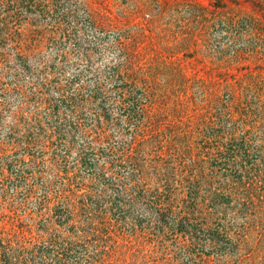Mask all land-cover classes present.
<instances>
[{
    "label": "trees",
    "instance_id": "obj_1",
    "mask_svg": "<svg viewBox=\"0 0 264 264\" xmlns=\"http://www.w3.org/2000/svg\"><path fill=\"white\" fill-rule=\"evenodd\" d=\"M96 7L104 0H0V113L9 116L0 149L12 152L9 165L0 163V193L33 197L27 216L42 227L33 235L18 228L15 210L4 214L0 264H87L89 236L110 239L127 227L165 228L180 239L174 249L151 246L166 264L175 252L184 264L253 261L264 230L248 248L247 234L218 227L264 225V127L256 133L253 123L232 122L231 85L194 84V53L177 62L185 78L178 109L154 122L147 112L167 91L139 84L129 67L109 77L97 67ZM20 23L34 28L38 47L55 51L49 66L22 55ZM70 58L78 63L67 68ZM210 108L221 117L198 125Z\"/></svg>",
    "mask_w": 264,
    "mask_h": 264
},
{
    "label": "rangeland",
    "instance_id": "obj_2",
    "mask_svg": "<svg viewBox=\"0 0 264 264\" xmlns=\"http://www.w3.org/2000/svg\"><path fill=\"white\" fill-rule=\"evenodd\" d=\"M221 1L223 7L216 8L213 6L218 5L216 0H167L166 5L163 0H104L106 7L94 8L100 27L95 48L97 67L106 77L115 70L129 67L139 84L151 85L160 93L167 91V95L155 97L147 112L154 122L161 123L166 122L171 109H178L177 99L182 98L176 90L184 85L185 78L178 73L177 62H181L179 59L183 54L194 53L195 58L190 60L192 65L187 70L188 75L200 71L194 84L199 87L231 85L233 88L228 96L232 122H239V126L242 125L240 122L253 123L254 131L261 132L264 127V107L261 104L264 93V0ZM21 18L23 21L29 18L32 24L37 22L32 16L22 15ZM18 27L19 36L15 41L23 43L20 46L22 55L31 59L32 65L49 66L48 61L54 58L55 51L49 45H36L31 26L20 23ZM0 45V54L5 53L2 39ZM76 63L70 58L67 68ZM1 66L0 63V69ZM216 104L213 102L211 106ZM211 108L200 113L198 125L210 115L219 116ZM0 118V122L8 125V112L2 111ZM242 128L244 131L251 129L248 126ZM4 149H0V163L9 165L12 152L7 146ZM17 168L14 164L10 170ZM19 192L20 189L14 191L11 188L7 196L0 193V218L15 210L20 218L18 228L35 235L42 227L27 216L35 211V199L31 196L22 198ZM218 228L247 234L250 248L256 240V232L263 231L264 225ZM99 234H95L96 238L88 237V242H93L94 246L90 244L84 248L87 264H138L146 260L149 262L142 264H151V261L166 264V254L162 251L155 253L156 250L153 253L151 246L163 244L174 249L181 244L180 239L165 228L158 231L153 227H136L134 230L127 227L123 234L117 232L110 239L100 235L101 238ZM172 258L174 264H184L177 252ZM196 263L221 264L204 258L197 259ZM243 264H264V243L259 255Z\"/></svg>",
    "mask_w": 264,
    "mask_h": 264
}]
</instances>
